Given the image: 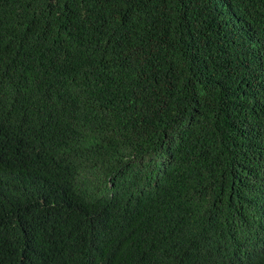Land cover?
<instances>
[{
	"label": "trees",
	"instance_id": "16d2710c",
	"mask_svg": "<svg viewBox=\"0 0 264 264\" xmlns=\"http://www.w3.org/2000/svg\"><path fill=\"white\" fill-rule=\"evenodd\" d=\"M0 264H264V0H0Z\"/></svg>",
	"mask_w": 264,
	"mask_h": 264
}]
</instances>
